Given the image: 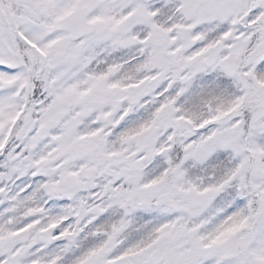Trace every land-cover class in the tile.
Listing matches in <instances>:
<instances>
[{
    "label": "snow or ice",
    "instance_id": "1",
    "mask_svg": "<svg viewBox=\"0 0 264 264\" xmlns=\"http://www.w3.org/2000/svg\"><path fill=\"white\" fill-rule=\"evenodd\" d=\"M0 264H264V0H0Z\"/></svg>",
    "mask_w": 264,
    "mask_h": 264
}]
</instances>
